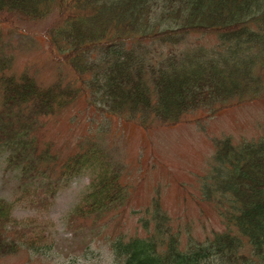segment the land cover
<instances>
[{
    "label": "trees",
    "instance_id": "obj_1",
    "mask_svg": "<svg viewBox=\"0 0 264 264\" xmlns=\"http://www.w3.org/2000/svg\"><path fill=\"white\" fill-rule=\"evenodd\" d=\"M47 20L46 53L74 82L43 86L0 63V140L15 149L8 169L17 168L23 181H48L44 190L22 194L34 193L41 210L59 191L53 174L66 181L90 175L68 213L78 231L104 229L102 220L124 206L122 169L96 146L81 147L49 174L41 168L31 176V165L52 159L28 141L38 119L82 100L106 120L149 131L264 99V0H0V26ZM208 37L215 43H195ZM214 146L201 196L218 209L224 229L203 241L183 240L154 197L139 212V232L100 237L109 242L110 264H264V134ZM17 202L0 199V259L21 251L47 257L50 246L33 221L14 218Z\"/></svg>",
    "mask_w": 264,
    "mask_h": 264
},
{
    "label": "rangeland",
    "instance_id": "obj_2",
    "mask_svg": "<svg viewBox=\"0 0 264 264\" xmlns=\"http://www.w3.org/2000/svg\"><path fill=\"white\" fill-rule=\"evenodd\" d=\"M51 23L47 20L36 25L20 24L16 30L0 26V63L5 64V71L27 74L43 86L57 81L74 82L72 72L51 61L46 53L43 32ZM215 41L214 37H208L195 43L212 45ZM27 111L24 110V114ZM203 116L197 112L177 126L145 131L133 123L106 120L80 100L67 110L38 119L28 141L36 144L40 154L46 148L52 159L45 165H31V176L41 168L49 174L81 147L96 146L121 167L120 182L125 191L127 189L125 204L102 220L104 229L99 226L78 231L68 222V213L89 184V174L68 181L53 174L50 183L56 180L59 191L51 200L52 206L41 210L32 204V198L39 199L34 193L27 199L22 194L25 189L34 191V187H44L37 189L40 192L48 181L40 182L44 180L41 176L23 181L17 168L11 165L8 169L7 158L15 149L1 139L0 199L9 202L19 199L14 218L33 221L34 231L41 232L44 236L41 242L50 246V251L47 257L21 251L1 258L0 264H110L109 242L100 237H112L113 230L128 234L139 232V212L154 197L159 198L162 209L173 227L181 232L183 240L203 241L222 231L224 220L218 209L202 199L203 177L208 172L217 140L231 138L237 143L264 134V99L221 111L210 119L202 120ZM40 200L43 201V197ZM97 232L99 237H95Z\"/></svg>",
    "mask_w": 264,
    "mask_h": 264
}]
</instances>
